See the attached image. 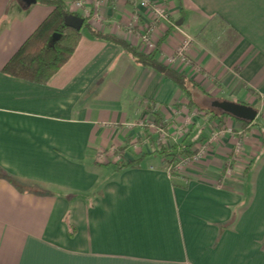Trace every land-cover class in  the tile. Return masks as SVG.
Returning a JSON list of instances; mask_svg holds the SVG:
<instances>
[{"label":"crops","instance_id":"obj_1","mask_svg":"<svg viewBox=\"0 0 264 264\" xmlns=\"http://www.w3.org/2000/svg\"><path fill=\"white\" fill-rule=\"evenodd\" d=\"M140 1L66 0L93 28L144 53L152 48L140 32L148 31L158 60L212 98L264 103V0H148L185 34ZM52 9L0 0V264H264L257 126L243 132L226 117L218 129L175 84L89 32L46 84L4 74ZM183 41L185 59L177 54ZM148 105L170 124L165 141L192 136L194 148L205 145L175 177L152 152L147 136L160 128ZM118 147L126 161L144 157L117 169Z\"/></svg>","mask_w":264,"mask_h":264},{"label":"trees","instance_id":"obj_2","mask_svg":"<svg viewBox=\"0 0 264 264\" xmlns=\"http://www.w3.org/2000/svg\"><path fill=\"white\" fill-rule=\"evenodd\" d=\"M37 1L41 4L51 6L53 8L52 11L24 40L12 57L2 67L1 71L6 75L29 82L46 84L73 54L81 38V30L77 31L64 24V17L72 13L69 11L66 0ZM112 1L113 0H108L110 6ZM20 5L22 6L23 3L20 2ZM84 25L92 37L102 39L120 47L122 51L130 55L137 64L151 68L161 74L165 79L171 81L182 91L188 100L187 104L189 107H194L196 111L203 112L208 121L217 119L216 127L218 129L223 128V118L230 117V115L213 107L211 102L216 99L212 97H210V102L205 108L194 101L196 94H206V92L199 83L191 79L184 71L176 70L158 60V43L152 52L144 53L129 41L108 31H100L93 28L87 18H85ZM54 33L60 34L57 40H53ZM248 90L257 96L259 95L250 88H248ZM147 103L152 104V101H148ZM148 110L154 115L155 127L162 129L166 135L167 128L170 124L164 121L157 109H153L149 106ZM236 120L242 124L243 132L246 128L254 124L253 122ZM156 135L158 136V133ZM157 136H153L150 132L147 136L152 146V152L162 157V162L165 164L169 174L171 177H175L178 175L179 165L193 160V157L197 153V148H194V143L162 141L158 139ZM237 138H241V134L238 135ZM166 139L169 140L168 137ZM124 149V147H118L114 151V154L118 156V160L115 162L117 169L136 165L137 162L144 157V155H141L136 159L126 161L123 157ZM236 159L237 154L232 151L229 161L230 169L235 165ZM227 167V162H225L222 172H224ZM247 169L248 167L245 168L244 172H246Z\"/></svg>","mask_w":264,"mask_h":264},{"label":"water","instance_id":"obj_3","mask_svg":"<svg viewBox=\"0 0 264 264\" xmlns=\"http://www.w3.org/2000/svg\"><path fill=\"white\" fill-rule=\"evenodd\" d=\"M26 6L35 4L37 0H22ZM85 19L83 16L71 13L64 17V24L67 27H71L77 31H80L84 25ZM59 33L53 34V40H57ZM211 105L223 113L230 115V117L247 122H253L257 115L258 111L256 108L252 107L249 104L243 102H235L230 100H213Z\"/></svg>","mask_w":264,"mask_h":264},{"label":"rangeland","instance_id":"obj_4","mask_svg":"<svg viewBox=\"0 0 264 264\" xmlns=\"http://www.w3.org/2000/svg\"><path fill=\"white\" fill-rule=\"evenodd\" d=\"M158 6V5H157ZM155 8V7H154ZM157 8H159L160 10H167L166 9V7H164V5H160V6H158ZM160 20H163V18H161L160 16H157ZM156 16H155V18H157ZM157 18V19H158ZM169 20L171 21V23H174L175 22V20L173 21L172 20V17H171V15L169 14ZM170 26H171V24H170ZM173 27V26H172ZM171 27V28H172ZM179 27H181V25H179ZM81 32H83V33H87L88 31H87V28H86V26L85 25H83L82 26V28H81ZM181 32L182 33H184L185 34V32H183L182 30H181ZM187 35V34H186ZM143 36H145V37H147V39H148V41L149 42H145L144 41V39H143ZM140 38H141V42H143L146 46L148 45V43H151V45L153 44L151 41H150V39H149V35H148V31L146 32L145 31V34H143V35H140ZM156 45H157V43L155 44V47L154 48H156ZM149 47V46H148ZM154 48H152V50L150 51V52H152L153 50H154ZM186 73V72H185ZM201 94V95H200ZM200 94H196V96H195V99H194V101H196V102H198L199 103V105L201 106V107H207L208 106V104H209V102H210V97L211 96H209V94H202V93H200ZM200 97H202V99L200 98ZM209 97V98H208ZM258 98H259V101L261 100V97L260 96H258ZM230 100L231 101H235V102H237V99L235 98V97H231L230 96ZM249 105H251L252 107H254V108H256L257 109V111H258V115H257V117H256V119L253 121V123L255 124V126H257V128H258V130H259V132H261L260 134L264 137V117H262V114L264 113V103H259V104H257V103H252V104H249ZM192 109H195L194 107L192 108ZM201 111H198L197 110V113H200ZM196 113V112H195ZM203 113V112H202ZM186 126V125H185ZM182 129H184V131H185V127H182ZM182 129H180V125H178L177 126V128H176V130L178 131V130H182ZM183 131V130H182ZM167 137H169L168 135H163V134H159L158 136H157V138L158 139H160V140H162V141H164V140H166V138ZM190 141H193L192 140V136H189V138H188V140H187V143H192V142H190ZM206 141H207V139H206ZM205 141V142H206ZM254 168V167H253ZM236 170H237V167L235 168ZM239 172H241V171H239ZM240 179H241V181H243V182H245L247 179L246 178H244V179H242V176L240 177Z\"/></svg>","mask_w":264,"mask_h":264},{"label":"built area","instance_id":"obj_5","mask_svg":"<svg viewBox=\"0 0 264 264\" xmlns=\"http://www.w3.org/2000/svg\"><path fill=\"white\" fill-rule=\"evenodd\" d=\"M102 1V0H101ZM140 5L141 6H145V7H149V9L152 11V13L154 14V16H160L161 18H163V20L164 21H166L167 23H169V24H171V26H173L175 29H177V30H179V31H181V29H180V27H179V23L178 22H174V23H171V21L169 20V12L166 10H160L159 8H157L158 6L156 5V4H152V3H150L148 0H141L140 1ZM67 6H68V4H67ZM71 6L72 7H74V8H76V9H79V8H81L82 7V2H80V1H76V2H74V3H72L71 4ZM155 7V8H154ZM69 8V7H68ZM69 11H70V9H69ZM71 12V11H70ZM72 13H74V12H72ZM76 14H78V13H76ZM78 15H80V14H78ZM81 16H83V15H81ZM84 17V16H83ZM85 18V17H84ZM158 18V17H157ZM159 19V18H158ZM145 31L146 30H144V31H141L140 32V35H143V34H145ZM147 32V31H146ZM143 39H144V41L145 42H149L148 41V39H147V37H145V36H143ZM147 46H149L150 48H154L155 47V45L154 44H152L151 45V43H148V45ZM186 46H187V41H183V43L181 44V46L178 48V51H177V54L181 57V58H183V59H185V54H184V49H186ZM180 129H182V127H180ZM182 131V130H181ZM159 134H163V135H165V132L162 130V129H158V135ZM214 135H216V133L214 132V134H213V138L215 137ZM240 142H238V144H237V148H239V144ZM204 150H205V145H200L198 148H197V153H196V155L193 157V160H196V159H199L202 155H203V153H204ZM181 165V164H180ZM180 165H179V167H180Z\"/></svg>","mask_w":264,"mask_h":264},{"label":"bare ground","instance_id":"obj_6","mask_svg":"<svg viewBox=\"0 0 264 264\" xmlns=\"http://www.w3.org/2000/svg\"><path fill=\"white\" fill-rule=\"evenodd\" d=\"M85 19V18H84Z\"/></svg>","mask_w":264,"mask_h":264}]
</instances>
